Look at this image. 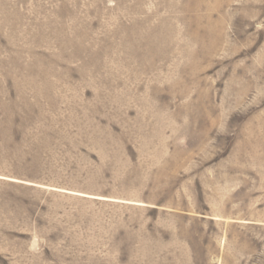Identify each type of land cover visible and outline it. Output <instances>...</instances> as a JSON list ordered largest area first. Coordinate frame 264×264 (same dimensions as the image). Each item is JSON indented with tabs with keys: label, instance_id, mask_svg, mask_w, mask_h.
Returning <instances> with one entry per match:
<instances>
[{
	"label": "rangeland",
	"instance_id": "obj_1",
	"mask_svg": "<svg viewBox=\"0 0 264 264\" xmlns=\"http://www.w3.org/2000/svg\"><path fill=\"white\" fill-rule=\"evenodd\" d=\"M0 264H264V0H0Z\"/></svg>",
	"mask_w": 264,
	"mask_h": 264
}]
</instances>
